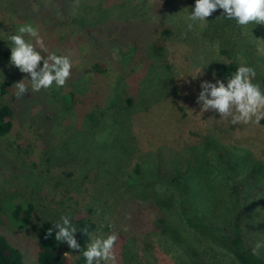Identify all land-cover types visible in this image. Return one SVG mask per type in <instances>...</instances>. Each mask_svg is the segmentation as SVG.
<instances>
[{"label": "rangeland", "instance_id": "374dc122", "mask_svg": "<svg viewBox=\"0 0 264 264\" xmlns=\"http://www.w3.org/2000/svg\"><path fill=\"white\" fill-rule=\"evenodd\" d=\"M17 2L9 17L13 24L5 28L6 23H0V38L5 39H0V50L9 49L6 37L18 25H35L36 15L43 16L52 7L59 9L57 0H46L40 6L33 0ZM193 5L194 0H68L66 10L58 16L69 17L72 26L56 45L53 28L57 24H38L41 35L54 41L53 51L69 53L75 67L62 88L31 92L29 87L16 103L15 129L0 136V233L22 249L25 264H38L41 222L61 214L70 215L74 222L91 217L97 229L107 223V217L115 226L131 230L127 201L139 191L130 183L144 197L160 199L162 217L168 223L156 222L162 230L143 238L158 246L157 255L149 257L142 244L134 245L129 237L118 240L115 264H244L232 249L236 232L244 237L243 245L250 254L258 242L264 244V180L249 178L260 189L251 192L246 209L241 197L243 169L237 171L228 164L238 153L244 160L264 163V122L260 127H233L212 111L199 112L196 103L200 82L219 79L213 75L218 60L246 61L257 69V81L264 87V55L257 51V42H264V25H255L253 31L252 26L238 29L232 21L219 17L222 10L218 9L207 18L205 28L189 30L185 16ZM110 22L117 28L104 25ZM94 24L99 30H90ZM163 26L172 32L166 37L167 46L157 50L152 43L158 39L153 37ZM108 34L116 40L108 41ZM119 42L135 47L127 61L124 53H116L115 58L124 59L125 65L111 58ZM6 53L0 62V82L10 70L16 82L22 80L26 74L9 64L10 51ZM201 57L210 63L202 64ZM86 60L106 61L111 74L101 79L84 72ZM78 65L83 66L82 71ZM124 69L130 74L127 80ZM24 80L28 83L27 77ZM70 89L85 101L76 104L69 100ZM128 97L133 99L132 105ZM123 125L130 137L124 143ZM195 150L202 154L205 165L199 168L201 173L192 168L191 174L200 188L206 185L211 191L212 206L216 205L208 212L211 203L203 196L187 198L198 216L204 214V227L198 230L184 219L181 193L167 177L177 167L185 172L188 163L195 161ZM136 161L144 163L139 181L132 169ZM164 161L168 167L161 172ZM234 181L238 182L237 193L232 188ZM16 202L34 205L30 223L13 218ZM234 205L236 212L231 210ZM62 245L65 264H81L76 250ZM258 255L264 257V247Z\"/></svg>", "mask_w": 264, "mask_h": 264}, {"label": "trees", "instance_id": "16d2710c", "mask_svg": "<svg viewBox=\"0 0 264 264\" xmlns=\"http://www.w3.org/2000/svg\"><path fill=\"white\" fill-rule=\"evenodd\" d=\"M33 1L35 5L40 6L46 0H33ZM59 1L57 0L58 7H59L58 11L55 9V7L54 8L52 7V9H50L47 13L44 12L43 16L41 15L37 17L36 15L35 22H34L35 25L37 26L38 24H41V22L51 24V26H56L57 24L56 27L58 29L53 28L55 45L60 44L63 41L64 37L69 35V32L67 30L71 28L72 26L69 17L67 18V20H63L61 19L60 16H58V15H61L62 11L66 10L68 6V0H59ZM17 3H18L17 0H0V23L1 22L2 24L6 23L5 28H7L9 24L11 23V20L9 17H10L11 11L15 8V5ZM62 3L63 5H61ZM23 22H25V20H23ZM12 24L13 22L11 23V25ZM111 24H114L116 26V24L112 22L108 24L104 23V25H107V26H110ZM104 28L105 27H103L102 30ZM116 28L117 26L114 29ZM45 30L46 29H44V32ZM90 30L95 31V30H99V28L94 24V27H92V29ZM41 32H43V30ZM131 32L132 30L129 31L130 35H131ZM171 32L172 30L168 26H163L161 30L155 32V35L153 38L158 39V40L153 42L152 44L157 45V50H161L167 46L165 40H166V37L171 34ZM135 35H137V33H135ZM115 37L116 36L112 34L107 35L108 41H112V40L115 41L116 40ZM59 39L61 40V42L59 41ZM54 41L49 40L48 38L45 39V42H46V45L49 51L54 50L53 49ZM134 48H135L134 46L133 48L130 47L128 43L120 45V42H119L116 46H114L112 53H111V58L116 59L115 58V56L117 55L116 53L119 52L121 54L124 53L126 57L125 60L127 61L133 56V54L131 55V52L134 51ZM0 51H2V55H1L2 58L0 57V62H1V59L4 58V53L5 55H8V53L6 52H9L10 49L8 50L3 49ZM114 51H115V54H114ZM59 53L61 52H58V54ZM65 53L69 54L67 52ZM257 59H259L260 61L262 60V58H257ZM116 60L122 62V64L124 65L126 64L124 63L125 60L120 58L119 56ZM262 62L264 64V60ZM84 64H85V67L83 68L84 72H90L89 74L93 75L95 78L101 77L102 79L103 75L111 74V70H110L111 65L108 64L106 61L97 60L95 62H90L86 60ZM239 66L240 64L234 60H227V61L218 60L213 65L215 75L219 79H222L225 81L227 77H230L232 73H234L238 69ZM74 67L75 65L73 64L72 70L74 69ZM77 67L79 70L82 71L83 66L78 65ZM123 71H125L122 73L123 77L126 80L129 79L130 74L125 69ZM12 73H13L12 70L8 71L7 73L8 76L4 79V81L0 82V136L9 135L15 129L16 103H18V101H20V99L22 98V97L17 98L14 94L16 91L15 86H14V83L16 82V80L14 79V75ZM172 82H173V79H171V83ZM173 89H174L173 90L174 96L176 97L177 86ZM69 91H71L70 93H68L69 100L73 101L76 104L79 102L85 101L86 98L84 100L80 99L81 95H79V93L76 90L70 89ZM10 92H12V95L10 94ZM97 93H98V90H97ZM126 100L128 103H130L129 105H132L133 99L131 97H128ZM126 108L130 109L129 107H126ZM126 113L128 114V112ZM120 129L122 130L120 131V134L121 135L122 133L124 134L122 135L124 137L123 143L126 137L130 140L129 134H127L128 132L125 126L123 125V127ZM194 148L195 147H193V150ZM196 148L198 150L197 146ZM193 152H194L193 154H197L194 156L195 161H191L188 163L189 167L185 168L186 170L185 172H182L177 167V170H175L173 174H170V176H167V177L169 179L168 181H174L176 183V185L178 186L177 188L179 189L178 191L181 193L179 197V204L181 203L182 205V215L184 219L186 218L189 221L192 228L194 227L195 229L198 230L200 227L202 228L204 227V225L202 224L204 214L198 216L193 210L192 203H190L187 200V198L193 195H195V197L203 196L202 198L203 199L205 198L206 202L211 203L212 208L206 209V211L208 212H212V209H214L216 205L212 206L211 198L213 197L211 196V191L206 189V185L205 187L200 188L198 183L194 181L195 177H193L191 173L193 171L196 174L197 172L201 173L199 168L204 166L205 164L201 163V161H203L200 158L202 154L199 151L196 152V150ZM171 163H174V162H171ZM143 164L144 163L141 161H136L135 166L132 168L135 173L134 176L139 178L137 181H139L140 178L143 177L142 176L144 173ZM228 164L231 165L232 169H236L237 171H241L243 169L244 178L241 181V187H242L241 197H242L245 207H247L246 209H248L250 207L249 204L251 203V200H250V198L252 197L251 192L253 191L255 194V191L257 189H260V186L258 185V183L251 182L249 178H255L257 181L262 180V179L264 180V163L254 158L244 160V158H242V153H238L237 157L231 156V160L229 159ZM175 165H179V163L176 162ZM167 167L168 165L164 161V163L160 166L159 170L161 172H165L167 170ZM192 168H193V171H192ZM133 180L136 182L135 179ZM130 185H132L131 187H135L139 191V193L135 197H131L129 201H127L129 202V205L126 206L127 207L126 213L130 214L129 221H130L131 230L127 228H122L120 226L117 227L116 225L115 227H116V230L118 232V237H119L118 240L120 239L125 240L126 238L130 237L131 238L130 240L132 241V243L136 242L134 245H137L140 242L142 244L141 246L146 251V254L149 257H154L155 255H157L156 253H158L157 248L155 247L157 245L152 243V241L143 240V238L149 236L152 233L158 232V230L160 231L162 230L160 226L159 227L158 225L156 226L155 224L156 222L167 224L168 221L165 219V217H162L163 209L159 207L160 199L146 198L141 193L140 191L141 189L138 188L134 183H130ZM232 188L233 190H235L236 193L239 192L238 182L234 181ZM127 189L132 190L134 188H127ZM121 203L125 204V200H122ZM169 204L170 202H168V204L166 203V205H169ZM239 204L241 203H236V205H239ZM236 209L237 208L235 207V205L231 208V210L235 212H236ZM34 210H35V207L32 203L23 204L21 202H16V204H14L12 208V216L16 221L20 222L21 224L23 223L26 225L31 222L33 218ZM247 212L245 214H247ZM0 215H1V206H0ZM55 220L57 219H54V218L47 219L41 222L38 228V231H37V244L39 246L38 259H37L38 264H65L66 262L65 260L66 257L64 256V248L62 245L63 242L58 243L57 241H55L54 235L53 237H48L46 235L48 228L52 226ZM0 224H1V218H0ZM77 224H78V231L76 233V238L78 242L81 243L82 247H86L90 241L91 233L97 229L98 224L91 217L84 219V220H80L79 222H77ZM83 229L86 230L87 234L85 231H83ZM167 229H168L167 225H164L163 231L167 232L166 231ZM179 237L182 238L183 235H180ZM243 238L244 237L242 236L241 233L236 232V235L234 239L232 240V249L238 256L239 260L244 264H264V257L259 256V255H254L253 253L250 254L249 251L246 250V248L243 245L244 244ZM78 261L81 262V264H84L83 259H80ZM0 264H25V258H24V253L22 249L18 247L17 245L11 243L9 239L7 238V236L2 233H0Z\"/></svg>", "mask_w": 264, "mask_h": 264}, {"label": "clouds", "instance_id": "9594fccd", "mask_svg": "<svg viewBox=\"0 0 264 264\" xmlns=\"http://www.w3.org/2000/svg\"><path fill=\"white\" fill-rule=\"evenodd\" d=\"M218 9L222 10L219 17L232 21L238 29L252 26L253 31L255 25H264V0H194V5L185 16L187 28H205L207 18ZM6 41L10 49L9 64L25 73L24 78L28 79V83L24 78L15 83L14 94L17 98L25 96L29 87L31 92H40L42 89L50 90L53 86L57 89L65 86L71 75L73 58L66 53L49 51L39 26L31 22L20 24L14 32H8ZM257 51L264 55V42H257ZM200 59L202 64L210 63L203 57ZM239 64L226 81H201L196 103L199 112L212 111L233 127H260L261 121H264V87L257 81L255 67L248 66L243 60ZM105 220L107 223H101L86 247L78 242V224L68 214H61L48 228L46 235H54L55 241L66 243L69 249L76 250V259H83L84 264H115L118 232L109 218L105 217ZM105 227L109 231L103 232ZM261 247L264 244L258 242L252 250L253 254L258 255Z\"/></svg>", "mask_w": 264, "mask_h": 264}]
</instances>
